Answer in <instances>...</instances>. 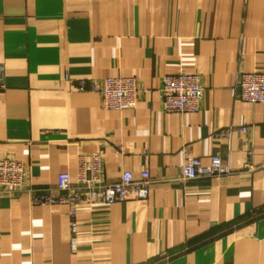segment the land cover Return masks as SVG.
<instances>
[{
    "label": "crops",
    "instance_id": "1",
    "mask_svg": "<svg viewBox=\"0 0 264 264\" xmlns=\"http://www.w3.org/2000/svg\"><path fill=\"white\" fill-rule=\"evenodd\" d=\"M180 70L201 77L195 113L164 109ZM244 71L264 73V0H0V157L27 167L0 187V264H264V104L241 100ZM116 76L137 79L135 108L89 83ZM98 152L108 183L147 169L150 195L79 206L72 250L69 205L32 196ZM212 155L226 173L182 178Z\"/></svg>",
    "mask_w": 264,
    "mask_h": 264
},
{
    "label": "built area",
    "instance_id": "2",
    "mask_svg": "<svg viewBox=\"0 0 264 264\" xmlns=\"http://www.w3.org/2000/svg\"><path fill=\"white\" fill-rule=\"evenodd\" d=\"M3 78L0 76V84ZM92 88L100 91L103 105L113 110L133 109L137 106L139 86L135 77H106L101 82L89 81ZM240 98L245 102L264 104V73L244 71L239 74ZM87 81L81 79L78 89L84 90ZM162 102L167 112L195 113L199 110L203 95L201 77L198 73L180 70L163 77ZM228 171L219 155H212L209 165H204L200 157H190L182 166V178L189 180L202 176H216ZM27 174L24 161L0 157V187L19 189ZM57 187L61 193H39L32 196L38 205L66 204L70 207V244L77 249L80 234L79 206L95 208L108 206L118 200H145L150 195V174L143 169L139 178L132 171H123L114 182L104 179L103 157L100 152L81 155L77 165V181H72L71 173L61 172L57 177Z\"/></svg>",
    "mask_w": 264,
    "mask_h": 264
}]
</instances>
